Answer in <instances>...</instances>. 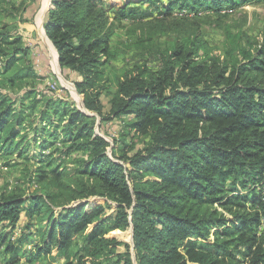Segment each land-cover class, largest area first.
Returning a JSON list of instances; mask_svg holds the SVG:
<instances>
[{
    "label": "trees",
    "instance_id": "16d2710c",
    "mask_svg": "<svg viewBox=\"0 0 264 264\" xmlns=\"http://www.w3.org/2000/svg\"><path fill=\"white\" fill-rule=\"evenodd\" d=\"M206 2L219 12L224 0ZM112 7L102 0H52L44 23L60 66L81 76L76 89L97 115L53 97L37 118L17 109L3 82H11L8 72L28 49L7 48L22 39L12 41L10 30H0V153L28 155L48 130L85 153L75 175L42 168L39 180L51 186L42 194L0 198V251L12 252L1 264L20 260L10 232L24 213L44 221L42 246L30 251V260L56 250L66 264H103L112 256L119 257L116 264H264V231L257 228L264 220V45L247 46L243 34L227 28L225 56L212 60L200 54L197 40H177L163 52L161 68L143 65L115 79L106 115L101 96L113 56ZM27 92L26 98L33 93ZM59 106L62 114L53 116ZM127 116L141 145L125 144V154L112 158L110 141L96 129L98 117ZM55 189L70 206L58 210L49 203ZM108 207L114 212L106 216ZM110 219L123 231L133 227L125 253L116 249L123 242L108 235ZM84 234L85 249L73 252Z\"/></svg>",
    "mask_w": 264,
    "mask_h": 264
},
{
    "label": "rangeland",
    "instance_id": "374dc122",
    "mask_svg": "<svg viewBox=\"0 0 264 264\" xmlns=\"http://www.w3.org/2000/svg\"><path fill=\"white\" fill-rule=\"evenodd\" d=\"M102 1L106 5H114L107 13V26L112 32L109 44L113 47V56L105 66L106 81L103 84L108 86V89L101 96L103 114L106 115L110 113L111 100L117 91L115 79L124 72L143 65L152 70L161 68L163 52L170 49L177 40L186 41V44L197 40L201 47L200 54L204 56L208 53L212 60L225 56L227 28L243 34V43L247 46L252 45L254 49H259L264 45V0H224L223 8L219 12H215L212 9L215 4H208L207 0L197 6L193 4L194 0ZM44 2L45 0H0V30L3 26L10 30L9 39L12 41L19 37L22 39L21 44L14 43L6 47L12 49L22 45L28 49V53L22 55L8 72L6 77L11 79V82H3V91L17 103L15 107L24 110L30 119L37 118L46 99L52 97L64 101L65 105L62 106H75L89 114L97 115L84 107V97L76 89L75 82L81 80V76L71 68L63 69L60 66L59 56L57 59L53 42L44 27L52 0H48L47 8ZM171 8L170 14L163 13ZM29 90L33 93L26 98ZM43 95H46V98ZM36 100L40 101L36 103ZM62 106L58 107L57 113L52 108V115L60 117ZM100 118L98 117L96 129L110 141L108 152L112 158H120L125 154V144H128V147L135 145L136 149L141 145L142 140L133 137L127 127L131 116H127L124 121L111 118L102 122ZM57 120L59 118H56ZM48 131L39 140L38 146L31 148L35 149L36 154L32 150L30 154L22 157L18 153L9 156L0 153V198L3 195L28 198L51 189L46 182L39 180L42 168L50 170L59 166L61 169L66 168L72 175L77 173L78 161L85 153L68 148L70 144L64 142V136L56 138L52 130ZM129 149L131 151V148ZM52 192L53 199L49 203L55 209L61 210L71 205L59 195L58 190ZM92 199L100 200L98 197ZM108 200L113 202L111 198ZM106 211V216L114 212L113 208L109 207ZM43 224L42 218H29L24 213L18 226L10 232L12 241L19 246L20 260L17 264H66L67 261L56 250L39 253L30 260V251L37 254L38 247L42 246ZM108 224V235L123 242L116 248L117 252L125 253L124 243H132V231L130 228L123 231L113 227V219H110ZM257 228L264 231V220ZM215 230L212 232V239L215 237ZM85 235L76 238L73 252L80 254L85 249ZM11 257L12 252H7L4 247L0 251V264ZM117 261L119 257L112 256L104 259L103 264H116ZM119 264H123V261Z\"/></svg>",
    "mask_w": 264,
    "mask_h": 264
},
{
    "label": "water",
    "instance_id": "95a60500",
    "mask_svg": "<svg viewBox=\"0 0 264 264\" xmlns=\"http://www.w3.org/2000/svg\"><path fill=\"white\" fill-rule=\"evenodd\" d=\"M130 231H132L131 241H132V243H133V236H134L133 227L130 228Z\"/></svg>",
    "mask_w": 264,
    "mask_h": 264
}]
</instances>
